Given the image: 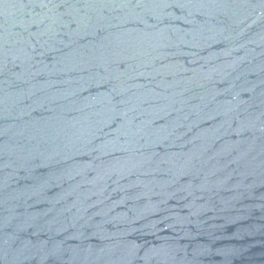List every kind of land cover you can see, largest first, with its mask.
Listing matches in <instances>:
<instances>
[{"label": "water", "instance_id": "obj_1", "mask_svg": "<svg viewBox=\"0 0 264 264\" xmlns=\"http://www.w3.org/2000/svg\"><path fill=\"white\" fill-rule=\"evenodd\" d=\"M0 264H264V0H0Z\"/></svg>", "mask_w": 264, "mask_h": 264}]
</instances>
